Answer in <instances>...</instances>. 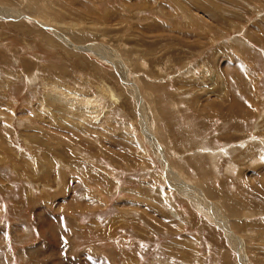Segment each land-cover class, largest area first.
Listing matches in <instances>:
<instances>
[{"label":"rangeland","instance_id":"obj_1","mask_svg":"<svg viewBox=\"0 0 264 264\" xmlns=\"http://www.w3.org/2000/svg\"><path fill=\"white\" fill-rule=\"evenodd\" d=\"M0 209V264H264V0H0Z\"/></svg>","mask_w":264,"mask_h":264},{"label":"crops","instance_id":"obj_2","mask_svg":"<svg viewBox=\"0 0 264 264\" xmlns=\"http://www.w3.org/2000/svg\"><path fill=\"white\" fill-rule=\"evenodd\" d=\"M68 184H69V183H68ZM67 189H68V188H67ZM87 191H88V190H85L83 194L81 193V195H82V199H84L86 203H88L91 207L94 208V206H95L94 203L98 205V201H99V200H98V198H96V197H94V196H86V195H84L85 193H87ZM65 192L67 193L68 190H66ZM80 198H81V197H80ZM0 210H1V209H0ZM1 213L3 214L2 211H1ZM2 214H1V215H2ZM1 215H0V216H1ZM33 219H34V218H33V215L31 214V221H32ZM0 223H1V222H0ZM11 225H12V222L10 223L9 227H6V228H11ZM15 227H16V226H15ZM35 233H37V232H35ZM35 233H34V234H35ZM37 234H38V233H37ZM35 235H36V234H35ZM33 236H34V235H33ZM42 243H43V242H42ZM41 245H43V244H41ZM17 250H18V249H17ZM59 256H60V255H59ZM61 256H62V255H61ZM73 257H74V258H73ZM73 257H71V259H75V256H73ZM93 257H94V256H93ZM66 258H68V257H66ZM66 258H64V260H65ZM69 258H70V257H69ZM76 259H77V258H76ZM94 259L96 260L97 258L94 257ZM94 259L91 258L92 263H93V264L98 263V262L95 261ZM105 262H106V264H108V263H107V259L105 260ZM101 263H102V262H101ZM79 264H80V263H79ZM102 264H103V263H102Z\"/></svg>","mask_w":264,"mask_h":264},{"label":"bare ground","instance_id":"obj_3","mask_svg":"<svg viewBox=\"0 0 264 264\" xmlns=\"http://www.w3.org/2000/svg\"><path fill=\"white\" fill-rule=\"evenodd\" d=\"M24 19H27L26 17H24ZM27 20H29V19H27ZM29 21H32L31 19L29 20ZM34 21V20H33ZM32 21V22H33ZM35 22V21H34ZM37 23V22H36ZM45 28V27H44ZM47 29H50V28H48V27H46ZM51 32L52 33H54L55 35H58V33H56V32H54L53 30H51ZM73 48H76L77 50L79 49V51L80 50H82L81 48H79V47H73ZM126 78V77H125ZM129 82V81H128ZM111 90V89H110ZM107 91V90H106ZM109 93H111V92H109ZM111 95V94H110ZM185 189V188H184ZM70 225V224H69ZM224 225V224H223ZM221 226V225H220ZM222 227V226H221Z\"/></svg>","mask_w":264,"mask_h":264},{"label":"water","instance_id":"obj_4","mask_svg":"<svg viewBox=\"0 0 264 264\" xmlns=\"http://www.w3.org/2000/svg\"><path fill=\"white\" fill-rule=\"evenodd\" d=\"M36 23V22H35ZM36 24H38V23H36Z\"/></svg>","mask_w":264,"mask_h":264}]
</instances>
